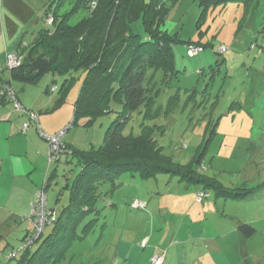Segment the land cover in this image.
<instances>
[{
  "label": "rangeland",
  "instance_id": "1",
  "mask_svg": "<svg viewBox=\"0 0 264 264\" xmlns=\"http://www.w3.org/2000/svg\"><path fill=\"white\" fill-rule=\"evenodd\" d=\"M37 1L29 19L5 22H12L15 32L0 34L4 53L3 58L0 52L1 62H6L9 51L23 50L21 46L45 25L47 4L54 9L57 0ZM63 1V11L68 10L72 0ZM167 7L160 28L178 37L173 45L174 70L168 76L154 71L146 74L143 84L154 96L153 114L146 115L147 108L141 105L121 132L137 135L143 127L154 125V137L171 161L192 166L231 193H248L235 198L172 173L147 179L137 173H121L114 186L109 181L95 183L91 210L73 236H83L84 240L74 242L58 264H264V0L216 3L206 11L196 0H168ZM4 8L2 5L1 12L8 18ZM49 19L52 21L51 16ZM137 25L142 27L140 22ZM187 40L192 41L190 46H204L201 52L192 56L200 48L193 46L187 56ZM221 46L226 50L216 53ZM67 78L70 82L64 89V100L56 108L54 100L62 79L52 73L45 74L37 84L16 81L25 86L19 96L28 105L39 107L31 110L45 117L47 128L63 122L61 130L67 129L60 141L83 151L95 149L102 144L105 130L122 104L117 96H111L105 110L89 122L88 116H80L70 125L85 72L71 70ZM52 83L57 90L47 91ZM8 104L24 117V122L28 121L23 108L19 110L15 102ZM22 124L20 133L24 134ZM31 124L47 143V154L27 214L30 220L32 203L37 201L38 191H43L45 180L47 209L58 212L67 199L64 186L79 169L69 146L61 147L58 160H49V142L39 133L42 128L38 122L30 121L27 129ZM42 131L51 136L60 130ZM51 171L55 175L49 178ZM134 198H139L134 200L137 205L142 200L146 207L141 201V206L131 209ZM28 221L11 219L0 228L4 235L0 264H16L25 240L30 239L27 231L32 224L29 222L28 227ZM241 223L253 226L254 234L246 238L238 229ZM50 227L31 245L32 251ZM120 240L131 246V259L126 263L117 252ZM153 243L155 248L149 256ZM134 247H138V254ZM12 252L17 253L16 258L9 257ZM155 256L160 258L158 263L153 261Z\"/></svg>",
  "mask_w": 264,
  "mask_h": 264
},
{
  "label": "trees",
  "instance_id": "2",
  "mask_svg": "<svg viewBox=\"0 0 264 264\" xmlns=\"http://www.w3.org/2000/svg\"><path fill=\"white\" fill-rule=\"evenodd\" d=\"M167 1L72 0L70 8L63 11L64 1L57 0L54 9L52 4L45 6V25L35 31L25 46H21L23 50L9 51L16 54L17 64L10 67L7 60L4 64L10 78L0 85L1 104L11 102L4 96L8 91L13 92L15 99L20 103L9 80L22 84H37L45 74L52 73L62 79L58 96L54 100L56 108L64 100V89L70 82L67 75L71 70L84 71L85 78L75 101L70 125L80 116H88L89 122L98 112L105 110L111 96H117V100L122 104V110L106 128L99 147L83 151L61 141V147L69 146L71 156L76 158L80 167L79 171L72 181L65 184L67 199L58 212L47 209L45 202L44 228L37 239L25 244L16 264H58L62 261L74 242L84 240L83 236H73L78 231L80 222L91 210L89 206L94 201L92 199L96 189L95 183L109 181L114 186L115 179L124 172L137 173L142 179L159 173L178 174L188 182H202L205 187H212L235 198L248 193H231L192 166L171 161L168 155L163 154V147L154 137V125L143 127L137 135H123L121 132L131 113L141 105L146 106V115L153 114L152 104L155 99L150 87L143 84L146 74L154 71L155 74L161 72L163 76H168L174 70L173 45L178 41V37L160 28L168 12ZM196 1L206 11L216 3H242L247 0ZM137 3L139 7L136 8ZM80 12L82 14L78 16ZM48 16L52 17L51 22H48ZM138 22L142 27L137 25ZM185 44L189 45L186 49L187 56L190 47H200L194 55L204 47L198 44L190 46L191 40H187ZM219 52L218 49L216 53ZM50 90H57V86L52 83L47 87V91ZM21 106L28 113L34 112L22 104ZM22 113L28 118L26 113ZM35 121L38 122V114ZM58 158L59 152L53 160ZM53 175L55 173L51 171L49 178ZM46 182L47 179L43 192L44 187L48 185ZM59 199L60 194L56 197V203ZM138 199L134 198L130 202L131 209H136L131 205ZM143 203L145 208L146 203ZM51 215L55 216V219L50 222ZM31 224L32 229L28 230L27 235L33 238L35 227L32 219ZM48 226L51 227L46 237L38 248L32 251L31 245L40 240ZM86 226V229H89L90 226ZM238 229L246 238L255 232V228L247 223H241ZM2 239L3 235L0 233V241ZM9 257L16 258V254Z\"/></svg>",
  "mask_w": 264,
  "mask_h": 264
},
{
  "label": "crops",
  "instance_id": "3",
  "mask_svg": "<svg viewBox=\"0 0 264 264\" xmlns=\"http://www.w3.org/2000/svg\"><path fill=\"white\" fill-rule=\"evenodd\" d=\"M45 4L46 3L43 2V6ZM2 5L6 8L4 9L8 14V18L1 12ZM37 6V0H0V34L5 35L6 31L15 32V26L12 22L5 23L7 22V19L11 21L27 20L31 15L34 14V8L36 9ZM2 50L3 49L0 46L1 54L3 53ZM6 50L9 51L8 49ZM4 64L5 62H1L0 60V85H2L6 79L10 78L8 70L4 69ZM9 83L16 90L18 99L22 105L30 109L39 108L35 105H28L23 99L20 98L19 94L25 89V84H19L16 82V80H9ZM19 115L20 114L16 113V110L11 106V104L9 105L6 103L1 105L0 228H2L4 224L7 223L6 221L11 219L15 221L25 220V222L29 220V227V222H31V220L29 217H27V214L29 213L30 203L33 200V196L36 194L35 191L38 189L39 180H41V168L46 162L47 143L38 135L35 124H31L30 128H28L24 134L20 133V125L24 122V117ZM46 123L47 121L45 117L38 115V124L42 130H47L45 132L55 133L57 130H61L63 127L62 121L51 128H47L45 126ZM31 172L38 173L37 177L31 174ZM1 234L3 235V233ZM157 245L159 246L158 243ZM130 247L131 246L128 243L125 241L121 242V240L117 244V252L121 253L119 256L122 258L124 263H126V260L131 259L128 258L130 255L129 251H131ZM145 247L149 248L147 244ZM154 248L155 247L153 243L149 249V256L152 254L151 251ZM133 251L134 253L138 254V247H134ZM149 256L146 259H148ZM111 258L112 256L110 257V260Z\"/></svg>",
  "mask_w": 264,
  "mask_h": 264
},
{
  "label": "built area",
  "instance_id": "4",
  "mask_svg": "<svg viewBox=\"0 0 264 264\" xmlns=\"http://www.w3.org/2000/svg\"><path fill=\"white\" fill-rule=\"evenodd\" d=\"M48 22H51V19L48 20ZM193 47H190V49L188 50V54L191 55V49ZM200 48H198L199 50ZM225 50V47L221 46L219 48V51L220 52H223ZM198 52V51H197ZM197 52H195L194 54H196ZM192 54V55H194ZM13 58H16V59H13ZM17 64V57H16V54L15 53H9L7 54V65L10 66V67H13ZM1 94H2V91H0V106L2 105L1 104ZM5 98H9L11 100V102H15V105L17 106L18 109H22V106L19 102H17V100L15 99L14 97V94L13 92L11 91H8L6 92V95H4ZM22 111L24 113H26L28 115V121H25L23 122L22 124V130L23 131H26L27 127L29 126V122L30 121H35L37 119V114L34 113V112H31V113H28L26 111V109H22ZM44 138H46L49 142V160H53L55 158V155L57 152L60 153V147H61V141H60V138L64 135L65 133V129H62L60 130L58 133L54 134V135H47L45 134L42 130H40L39 132ZM45 195L43 194V191L42 190H39L38 191V194H37V201H35V204H32V211H31V219H32V222H33V225L35 227L34 229V232L32 234V237L33 238H30L29 242H32V240L34 239H37L38 236L41 234L43 228H44V220H45ZM140 204L137 205V201H134L133 202V206L134 208H137V206H141L143 203L141 201H139ZM50 222L52 220L55 219V216L53 217V215L50 216ZM29 242H26L24 243V246L25 244L29 243ZM16 253H12L10 254L11 256H14ZM159 256H155L153 258V261L155 263H158L159 262Z\"/></svg>",
  "mask_w": 264,
  "mask_h": 264
}]
</instances>
